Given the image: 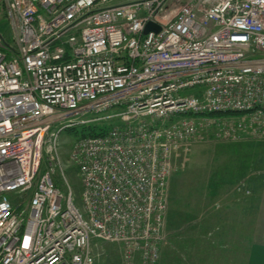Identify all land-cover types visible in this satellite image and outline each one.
<instances>
[{
	"label": "built area",
	"instance_id": "built-area-1",
	"mask_svg": "<svg viewBox=\"0 0 264 264\" xmlns=\"http://www.w3.org/2000/svg\"><path fill=\"white\" fill-rule=\"evenodd\" d=\"M219 7L241 27L264 11V0H0V264H94L95 241L116 245L118 264L158 262L173 159L202 137L175 110L184 100L181 89L207 84L206 105L239 107L229 85L217 90V76L199 75L205 56L195 48L211 39L205 22L224 21ZM148 23L158 32L144 34ZM189 23L195 34L179 42ZM263 30L252 29L248 45L255 50L257 43L264 48ZM221 33L228 34L227 26ZM173 69L178 81L170 79ZM160 77L167 86H159ZM104 99L125 101L141 119L114 126L103 136L110 146L76 139L65 162L61 123L72 128L69 111L105 116L111 104ZM160 119H174L157 128L164 140L154 138ZM135 129L143 145L131 142ZM210 129L222 140L242 136ZM42 161L47 166L35 180ZM65 166L81 180V207L55 182ZM12 194L20 200L14 206Z\"/></svg>",
	"mask_w": 264,
	"mask_h": 264
},
{
	"label": "rangeland",
	"instance_id": "rangeland-1",
	"mask_svg": "<svg viewBox=\"0 0 264 264\" xmlns=\"http://www.w3.org/2000/svg\"><path fill=\"white\" fill-rule=\"evenodd\" d=\"M210 127L204 125L198 128L197 133H201L202 137L180 150L173 159V171L167 185L169 201L167 216L170 213L175 214L178 224L168 227L166 221L167 235L162 246V259L158 264H239L238 261L246 260V253L234 250L230 252L229 247H225V251L217 248L209 250L208 247H203L205 246L203 244L197 245V241L202 238L204 230L211 232L210 238L213 239L219 238L213 236L216 232L221 233L220 238L225 239V242L229 239L233 241L239 239L240 234L236 226H239L240 218L235 212L234 204L250 210L252 214H248L249 222L250 216L255 213V196L260 190V180L264 176V150L259 147V143H264V139H254L250 138L252 135H246L241 136L240 140L225 141L216 137ZM79 134L80 128L65 130L60 134L61 154L65 162L69 149ZM62 171L64 178L57 171L55 182L63 193H67L68 185L75 205L81 207L82 183L76 169L65 166ZM252 172L255 177L238 176L240 174L247 176ZM245 186L249 191L245 192ZM247 198L248 202L242 204ZM14 200L19 201L18 198ZM222 219L227 223L225 226L227 230L219 231L220 227H224L221 224ZM248 224L242 226H246V229L241 227L243 232L250 230ZM248 232L251 234L257 231ZM107 250L104 248L102 251L98 264L115 263L112 262L115 260L112 256L114 250ZM203 250L206 258L208 257L207 260L204 263L202 260L201 263L197 262L196 258Z\"/></svg>",
	"mask_w": 264,
	"mask_h": 264
},
{
	"label": "bare ground",
	"instance_id": "bare-ground-1",
	"mask_svg": "<svg viewBox=\"0 0 264 264\" xmlns=\"http://www.w3.org/2000/svg\"><path fill=\"white\" fill-rule=\"evenodd\" d=\"M217 11L223 16L224 21L220 17H216L212 21L205 22L203 28L211 35V39H204L201 46L195 48L196 51L203 53L205 56V61L202 64V72H200L199 75L200 77L208 75L217 76L216 80H212V87H215L217 90L220 89L219 86L222 84L229 85L228 88L230 89L231 96L235 99V102L238 100L237 103L239 107H237L235 103L212 105L216 103L212 100L206 105L203 101V95L209 85L204 84L193 86L185 90L181 89L184 100L175 107V110L183 112L180 117L192 122L196 131L198 128L204 127V125H219L226 127L231 131L230 133L233 134L242 136L252 135L254 139L264 138V48L259 43L256 44V50L248 45L252 29L262 25L264 29V11L258 9L256 15L251 16L248 22L241 27H239V25L242 23L237 22L236 24L224 7H219ZM226 26L228 34L223 35L221 31L226 29ZM194 34L195 26L193 23H189L187 29L177 34V38L179 42H184V40H187L189 36L192 37ZM66 50L67 48L65 47L61 48L60 52L66 53ZM151 66L160 75L164 72L162 64H153ZM173 70L170 79L178 81L179 76L177 71L175 69ZM157 83L159 86H167L168 80L165 79V77H160ZM103 103L106 105L111 104L105 116H100L98 113L94 112H89L82 116H77L82 113H74V111H69L68 114L74 116L71 117L73 120L71 129L80 128V131H84L85 128H90L91 131L96 132H91V136L87 137L94 138L104 143L106 146H110L111 142L103 136L109 134L114 126L125 125L126 121L124 119L137 121L141 119V116L137 111L129 110L127 104L123 100L113 102L109 99H104ZM204 106L209 107L201 109ZM144 120L150 123L155 122V119L149 116H145ZM173 121L174 119L168 121L160 119L157 121L156 128L153 130L155 131L154 138L156 140H164V136H162L163 131L157 128H164ZM61 127H63V131L67 129L65 128L64 122L61 123ZM136 131L137 129L133 130L135 133L130 135L131 142L134 141L139 146L143 145L144 141L142 142L139 133ZM142 132L151 133L152 129L143 127ZM75 142L76 140L73 144ZM104 144L102 145L104 146ZM46 166L47 163L45 161L39 164L36 174L38 177H35V180L43 173ZM64 181L67 185L65 179ZM67 188L70 190L68 185ZM21 190L22 187L19 188V191ZM71 195L73 197L72 192ZM17 196L18 194L10 195L12 206L19 203L20 200L18 202L14 200V198H18ZM24 197H26V195H24ZM163 244L164 241L159 247V258ZM119 261L120 257L118 255V260L113 264H118ZM30 263L29 261L23 260V264ZM154 264H158V262L156 261Z\"/></svg>",
	"mask_w": 264,
	"mask_h": 264
},
{
	"label": "trees",
	"instance_id": "trees-1",
	"mask_svg": "<svg viewBox=\"0 0 264 264\" xmlns=\"http://www.w3.org/2000/svg\"><path fill=\"white\" fill-rule=\"evenodd\" d=\"M91 132L92 133H94V132H96V131H91L90 130V128H85V130L84 131H80V134L77 136V138L76 139H79V138H84V137H87V136H91ZM264 143H259V147L261 146V150H264L263 148V145ZM240 145H242V144H240ZM243 146V145H242ZM251 148V147H250ZM252 148L254 149L255 147L252 145ZM251 174V173H250ZM249 175V174H248ZM247 175V176H248ZM239 177H246V176H241V174L240 175H238ZM251 177V176H250ZM244 188H246V190H245V192L246 191H249V189L245 186ZM246 202H247V200L245 201V204H246ZM235 206V208L236 209H238L240 206H239V204H234ZM168 206H169V201H168ZM238 206V207H237ZM233 208V207H232ZM245 208H243L242 210H244ZM249 209H247V211H248ZM250 211V210H249ZM236 212V211H235ZM240 212V211H239ZM242 212V211H241ZM167 213H168V210H167ZM249 214V213H248ZM246 215V217L244 218V215H243V217H239V214H237L238 215V217L240 218V222H239V226H236V229H237V231H239V234L240 235H242V237H240V235H239V239L237 240V241H233V240H231V239H229L228 240V242H225V239H222V238H220L221 237V233H218V232H216L213 236H219V238H214L213 239V237L212 238H210L211 236H212V234H211V232H208V231H203L202 232V238L200 239V240H198L197 241V245L199 244H203V245H205V246H203V247H208V249L209 250H212V249H215V248H217V249H219V250H224V248L225 247H229V251L231 252L232 250H234L235 252H237V251H240L241 253H243V254H245L246 253V248L248 247L247 245H245V243H241V242H249V232L248 231H250V230H245V232H243V230H242V228H244V227H242L243 225H245V222L247 221L248 222V218H249V215ZM252 214V213H251ZM241 218H244V219H241ZM250 218H252L251 216H250ZM242 220H244V222L242 221ZM168 222V227H173V226H176L177 224H178V221H177V219H176V215L175 214H172V213H170V214H168V216H167V214H166V219H165V230H166V235H167V222ZM222 221V223L221 224H223L224 225V227H220V230L219 231H223V230H227V228L225 227V226H227L226 224V222L225 221H223V219L221 220ZM230 222V221H229ZM242 222V223H241ZM246 222V223H247ZM249 223V222H248ZM230 226H232L231 224H230ZM229 227V226H228ZM242 227V228H241ZM245 229V228H244ZM233 230V229H232ZM206 236H209L208 238H206ZM233 238V237H232ZM202 239H205V240H207V241H202ZM242 239V241H240ZM104 248H107L108 250L107 251H112V250H114L113 252H112V256L115 258V260L114 261H112V262H116V260H117V257H118V255H119V251H118V247L116 246V245H114V244H110V243H103V242H99V241H95V242H93V245H92V254L95 256V263L94 264H98V261H100V258H101V253H102V251H104ZM162 249H163V247H162ZM162 249H161V252H162ZM242 249V250H241ZM225 251V250H224ZM227 251V250H226ZM205 253V251L203 250V252H202V254L200 255H198L197 256V262H200L201 263V260H202V262L204 263V262H206V260H207V258H206V255L204 254ZM105 255V254H104ZM161 259H162V256H161V254H160V260H159V263L161 262ZM245 260V259H244ZM180 263H181V261H179ZM239 262V264H246V260L245 261H238ZM111 263V262H110ZM107 264V263H106Z\"/></svg>",
	"mask_w": 264,
	"mask_h": 264
},
{
	"label": "crops",
	"instance_id": "crops-1",
	"mask_svg": "<svg viewBox=\"0 0 264 264\" xmlns=\"http://www.w3.org/2000/svg\"><path fill=\"white\" fill-rule=\"evenodd\" d=\"M261 140L264 138H260ZM264 147V144L262 145ZM264 149V148H263ZM255 177L254 172L249 174L246 177ZM258 178V177H256ZM257 180V179H256ZM261 184V185H260ZM259 184V192L255 196L256 197V202H255V213L252 216V218L248 222H245V225L248 224V229L250 231H257L255 233H251L249 235V242H245V245L248 246L246 248V264H264V176L260 180ZM249 198V197H248ZM247 198V202H248ZM246 200L243 201L242 204L245 203ZM232 208V207H229ZM242 208L236 209V213L239 214V217H246V215L251 213L247 209L242 210ZM240 211V212H239ZM242 211V212H241ZM241 221V220H240ZM246 229L247 227L244 226Z\"/></svg>",
	"mask_w": 264,
	"mask_h": 264
},
{
	"label": "water",
	"instance_id": "water-1",
	"mask_svg": "<svg viewBox=\"0 0 264 264\" xmlns=\"http://www.w3.org/2000/svg\"><path fill=\"white\" fill-rule=\"evenodd\" d=\"M158 30H159L158 26H156V25H154V24H152V23H148V24L145 26L143 33H144V34H147V33L150 32V31L158 32Z\"/></svg>",
	"mask_w": 264,
	"mask_h": 264
}]
</instances>
